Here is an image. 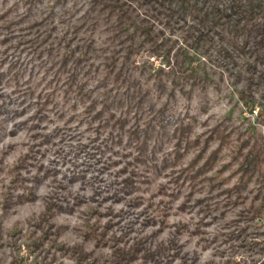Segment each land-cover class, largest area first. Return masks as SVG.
Wrapping results in <instances>:
<instances>
[{"label":"rangeland","instance_id":"374dc122","mask_svg":"<svg viewBox=\"0 0 264 264\" xmlns=\"http://www.w3.org/2000/svg\"><path fill=\"white\" fill-rule=\"evenodd\" d=\"M87 7L86 0H0V103L7 107L0 125V264H113L112 240L108 237L124 231L122 245L132 243L134 236H143L151 246L174 236L180 251L188 256L187 264H246L248 251L232 246L233 231L236 225L243 224L238 218L241 207L216 205L208 213L202 208L205 201L215 203L213 195L222 197L224 191H219L235 182L236 175H229L230 168L220 170L230 159L228 150L214 155L217 139L211 141L207 151L202 149V143L183 147L176 136L168 134L153 147L156 156L146 157L145 151L138 152L140 148L125 142V128L130 123L136 118L138 121L140 115L147 119L152 112L149 105L158 107L166 102L165 94L155 96L158 89L152 80L145 85L152 86L153 97L143 100V108H138L137 103L130 109L129 123L122 130L112 116L97 130L99 117L92 118L102 108L97 88L81 99L74 92L68 94V99L61 97L69 74L57 66L68 47L58 43V36H63ZM89 34L85 29L78 32L80 37ZM94 35L98 42L106 37L98 30ZM32 39H37L43 49L50 47L52 55L46 50L33 52ZM186 50L193 56L189 65H197L195 54ZM135 63L145 64L148 69L143 68L148 71L162 66L169 69L162 56L149 52L135 55ZM258 69H263L260 62ZM217 71L213 70L216 83L203 100L196 96L189 101L186 94L176 91L164 115L165 121L170 120L168 130L172 131L177 123L176 115L188 120L187 112L197 116L190 141L196 136L206 139L218 122L225 130L232 125L244 127L250 121L264 129L255 111L252 114L240 100L239 89L246 84L247 72L243 69L242 76L232 82L228 77L221 79ZM95 73L90 70L80 75L79 81L86 82L84 90L97 83ZM252 87L264 102V76ZM96 98L99 99L94 101ZM122 109L125 108L120 103L110 106L116 116L124 115ZM155 139L151 137L146 149ZM163 157L169 160L166 164ZM207 157L213 164L205 168L202 180L195 178L196 186L174 180L179 171L186 172L188 166L197 168ZM227 175L230 181L224 183L222 179ZM31 190L32 198H27ZM245 192L250 194L248 189ZM49 202H63L65 206L50 217L44 213ZM163 206L167 207L163 223L144 219L150 211L158 219ZM48 218L55 221L50 232L57 229L59 233L51 232L47 237L43 229L49 225ZM109 219L114 222L106 237L97 238L96 230ZM38 221L40 224H36ZM196 223H200V232L194 230ZM254 223L264 227V217H257ZM54 236L57 242L51 245ZM34 238L43 239L46 250L35 248L31 242ZM64 244H77L92 253L82 254V260H77L71 251L59 249ZM171 261L175 264L180 258Z\"/></svg>","mask_w":264,"mask_h":264},{"label":"trees","instance_id":"16d2710c","mask_svg":"<svg viewBox=\"0 0 264 264\" xmlns=\"http://www.w3.org/2000/svg\"><path fill=\"white\" fill-rule=\"evenodd\" d=\"M86 1L88 7L84 9L76 22L66 29L63 36H58L60 38L58 43L61 42L60 44L64 48L68 47L57 66V69L62 67L61 72L65 71L69 74L65 79L66 88L61 97L68 99V94L74 92L81 99L86 95L89 96L92 90L97 88L99 95L96 97L102 96V108L92 116V118L99 117L97 130L100 126H105V123H109L111 116L116 117L114 124L118 120V127L122 130L123 125L127 127L126 124L129 123L127 113L130 109L137 103L138 108H143V100L153 97L152 86L145 85L147 80H152L158 89L155 96L159 97L161 94H165L166 102L158 107L149 105L152 112L149 111L150 115L147 119L140 115L138 121L136 118L130 123L129 127L125 128V142L131 143L135 148L136 146L140 148L138 152L145 151L146 157H152L157 154L153 147L158 145L160 140L168 134L176 136L178 145L183 147L202 143V149L205 151L209 148L211 141L217 139L218 146L213 151L214 155H218V151L221 152L226 148L230 156V159L223 163L221 166L223 168L220 170L226 167L230 168L229 175H236V179L232 185L219 191H224L222 197L213 195L215 203L210 204L205 201L206 205L202 208L206 209L208 213L216 205H239L241 208L238 218H242L243 224L236 225L235 231H233L235 239L232 241V246L248 251L250 256L248 261L245 259L246 264H264L262 257L264 255V227H259L254 223L257 217H264V129L258 128L255 122L250 121L244 127L232 125L229 130H225L224 125L218 122L209 131L206 139L202 141L199 136H196L190 141L197 116L187 112L186 114L190 118L186 120V118L176 115L177 123L172 131L167 127L170 120L165 121L164 119L169 100L175 99L177 90L186 94L189 101H192L196 96L203 100V98H207L210 86L216 83L213 79V70L218 72L217 69H219L221 79L228 77L232 82H235L242 76L244 69L247 72V81L239 89L240 100L249 107L252 114L253 110L255 111L257 118L261 120L258 123L264 128V102L257 97V93L252 87L264 76V0ZM82 29L89 30L90 34L80 37L78 32ZM96 30L105 32L106 35L99 42L94 35ZM45 39L43 37V41ZM99 43L102 44L99 45ZM30 48L33 49V52L39 53L46 50L47 54L52 55L51 48L43 49L37 39H32ZM186 49H191L195 54L194 57L198 59L197 65H189L188 60L193 59V56L190 57ZM142 52L162 56L163 63L165 66H169V69L166 70L162 66L148 71L143 68L148 67L145 64L139 66L140 63H138L136 65L135 55ZM66 62L67 65L70 63L72 65L67 66ZM258 62L262 63V70L258 69ZM241 65L245 68L242 69ZM137 68L143 71H139V73ZM149 68L151 67L149 66ZM90 70L97 73V83L93 87H89L88 90H84L86 82L79 81V78H82L80 77L82 73ZM144 86L146 87L144 88ZM98 99L96 98L94 101ZM113 103H120L124 106L125 109L121 111L122 114L124 113L123 116L121 114L116 116L115 112L110 110ZM202 104L204 106L203 101ZM255 106H259V108L256 109ZM6 109V104L1 102L0 125L5 118L2 117V114ZM136 110L135 108L133 111L136 112ZM110 132L108 133L110 134ZM151 137L156 139L151 148L146 149L152 142ZM123 139L122 137L121 140ZM146 150H149L150 154ZM176 151L180 154L178 150ZM163 160L164 164L169 161L167 157H163ZM210 164H213L211 157H207L203 164L197 168L188 166L185 169L186 172L179 171L174 180L177 183L188 181L191 186H196L198 181L196 182L195 178L199 177L200 179V176L205 173V168ZM229 175L223 177L224 183L230 181ZM126 178L128 180V177ZM247 189L250 194L245 192ZM32 195L31 190L26 197L32 198ZM62 206H65L63 202H49L44 213L50 214L51 217ZM158 206L159 204L154 208H158ZM166 208L160 207L158 219L154 214H149L151 211L145 215L144 219L152 218L161 224L164 221ZM151 210L154 211L153 208ZM203 212L202 216L205 215V211ZM48 220L49 225L43 229L44 233L47 234V237L51 232L55 235L58 234L57 229L50 232V227L55 221L52 218H48ZM113 222L109 219L101 225V229L96 230V237H106V232H109V226L113 225ZM36 224H40V222L38 221ZM175 226L177 229L180 228L179 224ZM194 230L200 232V223L195 224ZM122 233H115L116 236L113 234L114 236L108 237L112 240L110 245L113 246V264H135L137 259V264H172L171 260L174 257L180 258V261L175 264H187L188 262L187 254L180 251V245L174 236L168 241H156L153 246L149 245L143 236H134L132 243L124 242L122 245L121 239L126 231L123 236ZM51 239V245H54L57 242L56 236ZM31 242L38 250H46L43 247V239L34 238ZM79 246L76 244L70 247L64 244L59 249L64 253L71 251L77 260H82L83 255L88 256L89 253H92V250L86 251L82 246H80L81 248ZM44 255L47 256V253ZM53 255L55 254L53 253Z\"/></svg>","mask_w":264,"mask_h":264}]
</instances>
